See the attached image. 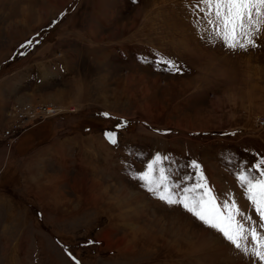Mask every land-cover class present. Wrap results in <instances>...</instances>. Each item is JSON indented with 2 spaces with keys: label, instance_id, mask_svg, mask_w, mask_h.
I'll use <instances>...</instances> for the list:
<instances>
[{
  "label": "rangeland",
  "instance_id": "1",
  "mask_svg": "<svg viewBox=\"0 0 264 264\" xmlns=\"http://www.w3.org/2000/svg\"><path fill=\"white\" fill-rule=\"evenodd\" d=\"M195 3L0 0L1 125L17 100L76 109L11 148L0 142L11 154L0 163V264H74L69 252L80 264H262L137 178L159 155L190 186L198 163L217 200L251 216L246 227L264 242L237 179L245 168L258 176L250 166L264 158V35L232 50L197 26ZM32 130L39 144L58 139V160L28 180ZM242 244L257 246L250 233Z\"/></svg>",
  "mask_w": 264,
  "mask_h": 264
},
{
  "label": "snow or ice",
  "instance_id": "2",
  "mask_svg": "<svg viewBox=\"0 0 264 264\" xmlns=\"http://www.w3.org/2000/svg\"><path fill=\"white\" fill-rule=\"evenodd\" d=\"M192 7L197 26L204 22L212 34L232 50L255 48L259 37L264 35V0H196ZM159 63L166 71H181L174 61L161 59ZM107 139L115 144V133H108ZM191 167L196 170L197 179L189 186L183 183L187 177H179L171 172L170 165L166 167L164 158L157 155L137 178L157 199L170 206H182L203 225L219 232L235 249L264 264V251L261 250L264 249V242H261L257 227L254 223L246 227V222L252 221V217L243 216L235 202L221 204L212 194L201 166L192 162ZM250 167L259 175L245 168L239 172L237 179L259 216L260 226L264 227V158ZM249 233L257 245L251 252L242 244L248 239ZM68 254L74 264H80L70 252Z\"/></svg>",
  "mask_w": 264,
  "mask_h": 264
},
{
  "label": "built area",
  "instance_id": "3",
  "mask_svg": "<svg viewBox=\"0 0 264 264\" xmlns=\"http://www.w3.org/2000/svg\"><path fill=\"white\" fill-rule=\"evenodd\" d=\"M75 110L74 107L65 108L53 102L39 103L17 100L7 111L9 118L7 124L9 125L5 127L0 123V142L11 148L33 127ZM258 124L264 128V115L258 118Z\"/></svg>",
  "mask_w": 264,
  "mask_h": 264
},
{
  "label": "crops",
  "instance_id": "4",
  "mask_svg": "<svg viewBox=\"0 0 264 264\" xmlns=\"http://www.w3.org/2000/svg\"><path fill=\"white\" fill-rule=\"evenodd\" d=\"M16 86L17 84L13 85V88H15ZM27 96H31V98H29L30 100H33L35 98L33 94H28ZM67 97L68 99L71 98V96L70 97L67 96ZM64 99L65 97H62V101ZM55 131H56V134L54 136H58V125H55ZM41 135H42L41 130H32L26 135V138H29L31 140V144L28 147L29 151L27 155L23 158L24 160L22 163V169L29 172L30 177L28 178V180H33V177L31 176V174L34 172H37V169L41 167V163L45 158H48L52 161L54 159L58 160V139H55L53 142L55 146L50 145V143L39 144L37 142V139H38L37 136H41ZM4 158H6V160ZM10 158H11V154L6 156V154L4 153L3 145L0 144V163L3 160H5V163H6L7 160L9 161ZM35 189H38V188L36 187ZM37 193L39 194L41 193V191L40 192L37 191Z\"/></svg>",
  "mask_w": 264,
  "mask_h": 264
},
{
  "label": "bare ground",
  "instance_id": "5",
  "mask_svg": "<svg viewBox=\"0 0 264 264\" xmlns=\"http://www.w3.org/2000/svg\"><path fill=\"white\" fill-rule=\"evenodd\" d=\"M192 37V36H191Z\"/></svg>",
  "mask_w": 264,
  "mask_h": 264
}]
</instances>
